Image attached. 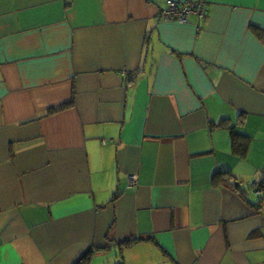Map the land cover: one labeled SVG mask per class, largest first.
Listing matches in <instances>:
<instances>
[{
  "label": "crops",
  "instance_id": "0c3cea01",
  "mask_svg": "<svg viewBox=\"0 0 264 264\" xmlns=\"http://www.w3.org/2000/svg\"><path fill=\"white\" fill-rule=\"evenodd\" d=\"M164 6L0 0V264H264V0Z\"/></svg>",
  "mask_w": 264,
  "mask_h": 264
},
{
  "label": "built area",
  "instance_id": "2783aa9c",
  "mask_svg": "<svg viewBox=\"0 0 264 264\" xmlns=\"http://www.w3.org/2000/svg\"><path fill=\"white\" fill-rule=\"evenodd\" d=\"M161 16L165 19H175L180 22H187L189 16L192 14L202 18L205 16L203 8V0L194 1H176V0H165V6L161 10ZM136 183L135 177L129 179V186H133ZM255 193L261 195L263 190L261 187L254 183Z\"/></svg>",
  "mask_w": 264,
  "mask_h": 264
},
{
  "label": "trees",
  "instance_id": "16d2710c",
  "mask_svg": "<svg viewBox=\"0 0 264 264\" xmlns=\"http://www.w3.org/2000/svg\"><path fill=\"white\" fill-rule=\"evenodd\" d=\"M229 133H230L231 150L238 155H245L249 146V136L239 133L237 130H235L233 126L229 128ZM259 186L264 188V172L261 182L259 183ZM263 194L264 192H262V194L258 196H262ZM255 205L257 207L260 206L259 203ZM77 264H87V258L84 257Z\"/></svg>",
  "mask_w": 264,
  "mask_h": 264
},
{
  "label": "water",
  "instance_id": "95a60500",
  "mask_svg": "<svg viewBox=\"0 0 264 264\" xmlns=\"http://www.w3.org/2000/svg\"><path fill=\"white\" fill-rule=\"evenodd\" d=\"M230 184L234 185L235 187L238 188L239 192L245 197L246 200H249V191L244 187L242 183L236 180H231Z\"/></svg>",
  "mask_w": 264,
  "mask_h": 264
},
{
  "label": "rangeland",
  "instance_id": "374dc122",
  "mask_svg": "<svg viewBox=\"0 0 264 264\" xmlns=\"http://www.w3.org/2000/svg\"><path fill=\"white\" fill-rule=\"evenodd\" d=\"M248 185H249V197H251L252 199H258V197L255 196V194L253 193V188L251 187V183L248 182ZM260 198V197H259Z\"/></svg>",
  "mask_w": 264,
  "mask_h": 264
}]
</instances>
